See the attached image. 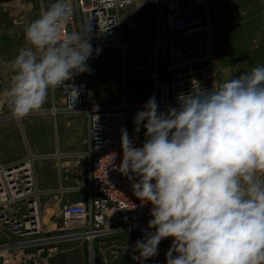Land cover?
Masks as SVG:
<instances>
[{
	"label": "clouds",
	"instance_id": "1",
	"mask_svg": "<svg viewBox=\"0 0 264 264\" xmlns=\"http://www.w3.org/2000/svg\"><path fill=\"white\" fill-rule=\"evenodd\" d=\"M73 16V0H54L25 27L26 46L0 92L15 120L40 113L49 92L74 75L91 73V29L66 31ZM177 99L178 108L160 112L152 97L136 114V131L146 121L142 147L122 130L119 171L140 177L133 191L151 204L155 229L136 241L134 259L158 255L171 238L166 264H264V65Z\"/></svg>",
	"mask_w": 264,
	"mask_h": 264
},
{
	"label": "built area",
	"instance_id": "2",
	"mask_svg": "<svg viewBox=\"0 0 264 264\" xmlns=\"http://www.w3.org/2000/svg\"><path fill=\"white\" fill-rule=\"evenodd\" d=\"M133 0H73L74 16L66 31L91 29L90 44L96 49L119 51L120 73L159 79L156 101L160 112L178 108L177 99L195 87L211 90L217 86L212 29L206 19L205 0H155L156 34L149 39L127 40L123 36L120 11ZM88 61V60H87ZM86 61V63H87ZM87 72L74 75L57 90L66 110L82 112L87 118L86 177L71 191L82 199L63 204L61 225L64 234L57 239L42 236L40 193L31 170V158L0 163V264H14L27 250L39 247L46 257L52 255L55 241L70 238L93 240L117 230L154 231L148 228L151 204L142 203L133 191L140 177L119 171L123 149L122 130L135 147L145 142L129 113L135 116L144 104L126 98L115 105H98L90 100ZM58 108L53 107L56 113ZM74 226L79 228L72 229ZM171 240V238H167Z\"/></svg>",
	"mask_w": 264,
	"mask_h": 264
},
{
	"label": "rangeland",
	"instance_id": "3",
	"mask_svg": "<svg viewBox=\"0 0 264 264\" xmlns=\"http://www.w3.org/2000/svg\"><path fill=\"white\" fill-rule=\"evenodd\" d=\"M54 0H0V70L4 76H12L11 62L22 47H25L24 29L38 18L41 7L47 8ZM123 36L127 40L149 39L156 34L155 0H133L120 11ZM91 73L87 72L90 100L98 105L120 104L124 98L129 103L140 105L160 95L159 79L142 75H131L124 80L120 73L119 51L117 49L96 51L87 61ZM58 108L53 113L52 108ZM135 110L129 117H135ZM81 112H69L59 91L49 92L42 111L29 115L23 120H32V143L22 132L26 154L31 158V170L40 193L42 209V236L57 239L64 234L61 228L63 204L77 199L80 195L71 191L83 181L87 173V160L83 157L87 148V127L85 121L72 117ZM66 114V115H65ZM79 115V114H78ZM66 116L70 122L58 127L57 117ZM82 119V117H81ZM75 120V121H74ZM69 143H68V142ZM86 141V143H85ZM79 228L74 226L72 229ZM146 231L117 230L112 234L93 240L70 238L55 241L52 255L46 257L39 247L27 250L26 256L14 264H166L165 255L172 241L164 239L158 246V255L147 260L134 259L139 256L135 250L137 240L144 238ZM60 242V243H59ZM97 242H104L97 246ZM175 255V254H174Z\"/></svg>",
	"mask_w": 264,
	"mask_h": 264
},
{
	"label": "crops",
	"instance_id": "4",
	"mask_svg": "<svg viewBox=\"0 0 264 264\" xmlns=\"http://www.w3.org/2000/svg\"><path fill=\"white\" fill-rule=\"evenodd\" d=\"M205 3L206 19L212 29L217 86L232 76L264 65V0H205ZM10 81L11 77L4 76L0 70V92L9 86ZM78 114L72 117H78L80 122L84 120L87 127L86 115ZM65 117L56 118L58 127L70 123ZM31 123L32 120H15L7 105L0 104V163L7 164L24 157L27 148L22 132H26L27 140L32 143ZM84 197L81 193L77 199Z\"/></svg>",
	"mask_w": 264,
	"mask_h": 264
}]
</instances>
